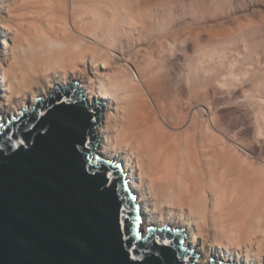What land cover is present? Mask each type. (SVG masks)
Instances as JSON below:
<instances>
[{"label": "bare ground", "instance_id": "6f19581e", "mask_svg": "<svg viewBox=\"0 0 264 264\" xmlns=\"http://www.w3.org/2000/svg\"><path fill=\"white\" fill-rule=\"evenodd\" d=\"M133 1L0 0V118L47 88L77 82L79 101L98 104L92 152L120 163L142 235L145 227H176L195 264H264V158L227 137L210 103L194 101L196 78L169 77L189 83L182 106L172 98L179 92L166 94L156 59L134 71L119 35L114 42L136 19L146 23Z\"/></svg>", "mask_w": 264, "mask_h": 264}, {"label": "water", "instance_id": "95a60500", "mask_svg": "<svg viewBox=\"0 0 264 264\" xmlns=\"http://www.w3.org/2000/svg\"><path fill=\"white\" fill-rule=\"evenodd\" d=\"M97 111L66 84L0 121V264H195L176 227L142 235L120 163L92 152Z\"/></svg>", "mask_w": 264, "mask_h": 264}, {"label": "rangeland", "instance_id": "374dc122", "mask_svg": "<svg viewBox=\"0 0 264 264\" xmlns=\"http://www.w3.org/2000/svg\"><path fill=\"white\" fill-rule=\"evenodd\" d=\"M131 9L146 23L134 15L137 24L124 33L129 43L123 33L114 42H122L116 45L134 71L156 59L158 74L168 77L166 94L179 92L172 98L183 99L182 106L191 98L189 83L169 79L196 78L194 101L210 103L215 124L230 128L226 136L264 158V0H134Z\"/></svg>", "mask_w": 264, "mask_h": 264}, {"label": "snow or ice", "instance_id": "6c2138e0", "mask_svg": "<svg viewBox=\"0 0 264 264\" xmlns=\"http://www.w3.org/2000/svg\"><path fill=\"white\" fill-rule=\"evenodd\" d=\"M0 127H2V126H0ZM21 143H23V141H21ZM137 238H139V235L138 234H137ZM163 243L167 244L169 242L167 240H165V241H163Z\"/></svg>", "mask_w": 264, "mask_h": 264}]
</instances>
